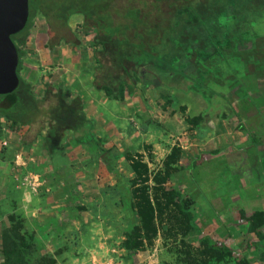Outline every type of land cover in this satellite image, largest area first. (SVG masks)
<instances>
[{
  "label": "rangeland",
  "instance_id": "1",
  "mask_svg": "<svg viewBox=\"0 0 264 264\" xmlns=\"http://www.w3.org/2000/svg\"><path fill=\"white\" fill-rule=\"evenodd\" d=\"M41 3L43 4V2ZM252 5H256V7L249 14L248 19L245 22H242L243 18L236 21V24L240 23V25L237 28L238 34L234 39V45L226 46L229 49L222 50L223 58H227L225 60L227 65H224L226 72L215 70L217 65L214 61L218 59L215 51L209 55L200 50L195 52L199 61L188 63L192 72L189 77L182 75L165 77L157 72L158 75L155 77L150 70L144 72L141 70L140 79L132 97L110 100L118 103V105L112 103L113 108L117 106L114 114L126 121L127 128L132 129V131L126 130V133H130L131 137L125 139L123 143L117 140L110 142L109 137L104 135L100 138L98 134L100 132V134H104V130L102 124L99 123L95 129L94 126L91 128L89 136H85V139H80V142L76 138L73 139L77 144L86 145L90 149L89 160L99 161L101 166L107 164L110 167L109 171L97 173L102 175L101 183H104V179L113 181V186L100 196L98 204L95 203L89 208L80 207V209L77 207L78 212L82 210L89 215H92L94 209L96 214L100 213L110 225L109 231L112 240L105 246L112 249L107 252L112 254V257L106 254L105 258H100L99 255H94L91 250L92 255L88 251L84 257L85 260H91L90 264H185L184 259L192 261L193 264H202V262H205L204 264H264V231L262 228L250 232L248 225L245 227V232L249 235H244V226L238 224L237 227H242L239 232L243 230V237L238 240L234 236L228 235L227 227L218 226L214 229L200 224L191 212L196 197L191 191L195 187L198 188L201 199L208 198L213 192L211 191L213 188L219 195L224 193L222 190H225L221 183L215 182L216 186L210 188L211 185H208L207 181H197L196 184L193 182L192 175L198 172V169L197 171L195 169L197 167L195 164L202 161L200 155L204 151L212 153L215 148L223 146V155H230L234 152L236 155L233 158L237 161L242 160L241 163L245 164L244 154L246 153H241L242 149L237 151L236 146L243 148L247 145L246 141L249 142L250 136L246 132L253 130L255 134L252 133V135L255 136L256 133L257 135L259 133L258 139L262 140L261 143L264 142V127L260 132L255 129L261 126L264 119V105L261 103V99L264 97V74L259 76L245 74L244 63L239 57L246 50H251L252 53V50L256 49H254L255 45L261 44L262 50L257 47L260 55H253L250 58L253 60L252 63L258 64V68L264 67V5H261L258 0H253ZM33 23L34 27L29 31L27 41L22 47L25 56L22 59L20 75L30 82L34 94L38 95L39 89H41L43 95L45 86L51 84L56 89L68 90L70 96L76 98L77 96H72L75 84L73 76L77 71L79 72L78 69L82 64L83 68H87L88 74L79 72L81 73L79 77L81 84L92 82L91 70L95 67L94 59L90 54L95 50L92 42L93 31L89 35L83 34L84 31L81 27L83 17L80 14L69 17L67 26L75 34L77 40H80V47L77 46L75 51L65 55L63 60L69 66H73L74 70L68 68L69 70L62 74L61 63L50 59V64L53 66L50 67L51 69H47L44 63H48L46 52L43 49L40 53L35 52V49L38 48V39L42 40L46 36L49 40L47 36L50 30L49 25L41 15H36L33 18ZM227 23L234 25L233 20L226 21ZM209 49L212 50V47ZM62 63L64 64V62ZM201 63L209 69L207 74L209 77L205 79L204 84L199 85L196 81L201 76L200 67L194 65ZM197 69L199 73H197ZM87 87L89 88V84ZM102 93L104 94V92ZM104 98H106L105 94ZM244 100H247V108ZM87 104L91 105V107L88 105L91 111L96 110L92 101H88ZM231 107L234 110H231ZM83 113L85 115L84 106ZM194 118L200 119L198 127L186 121ZM240 126H244L245 130H239ZM17 130L8 128L7 121L0 118V144H5L0 147V160L7 159L11 149L15 150L14 147H17L16 144L19 146L16 150L20 151L17 155L22 160H14L20 166L19 168L18 166L14 167L15 171L12 170V176H10L14 179L20 172L18 186L14 181H10V185L5 182V186L0 181V264L4 263V234L8 235L10 245L23 252L27 264H42L45 262L43 260L45 257L55 259L58 264L57 262L63 257L61 252L68 247L64 250L58 249L60 245L53 242L48 245L50 247L47 246L44 250L43 238L41 237L39 240L30 229V224L25 217L21 213H15L17 202L12 198L17 197L20 192H24L25 196V193L28 194L32 190L29 187L31 184L27 170L20 171V168L27 165L22 162L33 156L32 153L40 155L39 153L42 151L39 149L40 146L35 147V150L31 148V154H27V149L22 150L20 143L22 131L18 130V132ZM150 137L152 139L147 140ZM115 143L119 146L115 147L113 145ZM9 145H11V149ZM255 148L256 155H258V147ZM65 149L66 147H63L62 153ZM247 155L252 160L251 154ZM225 158L228 161V157L225 156ZM231 163L236 164L233 161ZM9 164L13 166L12 162ZM234 166L232 165L230 168V176L235 181L234 171L240 167L235 168ZM16 168L18 169L16 170ZM222 168L224 169L226 166L223 165ZM190 172H193L191 176H189ZM104 174H108L110 177L103 178ZM252 175L259 177L258 173L252 172ZM187 176L192 184L185 188L183 185ZM33 183L35 184L33 192L39 197L44 198L49 193L46 191L47 187L41 175L37 176ZM186 183L188 182L186 181ZM135 189L144 190L142 195L137 191L140 201L148 195L161 209L159 211L157 208L156 222L149 225L150 228L145 233L148 238L147 240L143 238L142 249L128 252L122 248L128 241L126 235L133 233L134 226L136 228L143 227L140 209L136 208L133 203ZM173 192H178L180 199L173 198L172 202L165 206L164 203L169 200ZM180 201H184L187 205L193 221L185 220L183 214L175 207V204ZM69 205L72 212L76 214L75 209L77 208H72L74 204ZM235 219L237 220V218ZM98 221L103 222L101 219L94 223ZM71 237L69 236L68 239ZM204 238L208 239L210 243H202ZM74 239L76 240V237ZM62 241L60 240V242ZM214 243L223 244L222 246L225 248H227V243L235 249L228 248L230 252L211 250V244ZM51 246L54 248V252L49 251ZM71 252L72 250H70ZM76 257H81V253ZM115 260L119 262L116 263Z\"/></svg>",
  "mask_w": 264,
  "mask_h": 264
},
{
  "label": "trees",
  "instance_id": "2",
  "mask_svg": "<svg viewBox=\"0 0 264 264\" xmlns=\"http://www.w3.org/2000/svg\"><path fill=\"white\" fill-rule=\"evenodd\" d=\"M251 1L250 3V0H42V4L39 0H28L26 25L20 32L10 37L18 53L16 69L18 84L13 92L0 95V118L7 121L8 128L18 130L24 128L20 136L22 145H30L37 136H40L42 149L49 154L63 149L62 140L66 132L77 135L76 140L80 142V139L89 136L92 128V123L85 119L80 98H72L69 91L56 89L51 84H47L43 95L38 97L33 93L32 85L20 75L25 55L22 47L27 41L29 30L34 26L33 18L36 15L43 16L49 25L48 44L52 47L60 41L77 44L67 21L75 14L83 17L84 31L94 33L95 50L90 53L95 62L92 69L93 87L104 92L108 99L118 100L133 96L141 70L142 72L150 70L155 77L158 74L165 77L172 75L189 77L192 72L188 63L199 61L195 54L199 50L209 55L215 51L218 57L214 61L217 65L215 70L226 72L224 65H227L225 63L227 58H223L222 50L229 49L226 46L234 45V39L238 34L237 28L240 25L236 24V21L243 18L242 22H245L256 7L252 5L253 0ZM258 1L264 5V0ZM230 20L234 21V25L226 24V21ZM209 47H212V50ZM257 47L263 49L261 44H257L252 53L251 50H246L239 56L244 63L245 74L256 76L264 74V67L258 68V64L252 63L253 60L250 58L253 55H260ZM194 66L200 67L201 72L196 83L204 84L205 79L209 77L207 75L209 69L202 63ZM244 101L246 106L247 100ZM232 109L234 110L231 107ZM186 121L198 127L200 119ZM238 129L245 130L244 126ZM249 136L250 144L256 147L258 138L252 133ZM137 191L142 195L144 190L135 189L133 193L135 196L133 203L140 209L143 227L134 226L133 233L126 235L128 241L122 248L128 252L142 249L143 238L146 240L148 238L145 233L150 228L149 225L156 222L157 208L159 211L161 209L148 195L140 201ZM173 198L180 199V194L173 192L164 205L171 203ZM175 207L183 214L185 220L193 221L184 201L177 202ZM248 222L250 232L258 231L264 227V213H254ZM4 242L3 264H27L23 252L9 244L7 234H4ZM202 243L209 244L210 241L204 238ZM211 246V250L230 252L228 248L218 243ZM43 260L45 262L42 264H56V260L50 257ZM183 261L185 264H193L187 259Z\"/></svg>",
  "mask_w": 264,
  "mask_h": 264
},
{
  "label": "crops",
  "instance_id": "3",
  "mask_svg": "<svg viewBox=\"0 0 264 264\" xmlns=\"http://www.w3.org/2000/svg\"><path fill=\"white\" fill-rule=\"evenodd\" d=\"M33 27L34 26H32L31 29ZM81 27L84 31L83 24ZM89 33V31L86 33L84 31L83 34L89 35ZM39 36L41 35L39 34ZM48 42L46 36L42 40L38 39V48L35 49V52L40 53L42 51L41 49L46 52L48 62H44L46 68L51 69L50 67L53 65L50 64V59H52V61L57 60L62 64V68L60 69L62 74H64L66 70H74V67L66 64L63 59L66 54H71L72 51H75L77 46L78 48L80 47V40H77L76 38L77 44L60 41L53 47L48 44ZM62 62H64V64ZM83 66L84 65L82 64V69H78L79 72H85L84 74H88L87 68H83ZM56 69L59 68L56 67ZM79 72L77 71L73 76V78H75V84L72 89V96H77L81 99L86 119L92 123L94 129L99 123L102 124L104 134H100V132L98 137L101 138L102 135H104L105 137H109L110 142H113L112 140H117L122 143L125 142V139L131 137L130 133H126V130L132 131V129L127 128L126 121H123L121 117H117L114 114L117 106L113 108L112 103H115L116 105H118V103L110 101L107 97L104 98L102 91L96 90L93 87L92 82L89 81V83H87L89 84V88L86 83L81 84V81L79 80L81 73ZM41 95V89H39L37 96L40 97ZM88 101H92L93 105L96 107L95 111H91V109L88 108V105H90L87 104ZM261 103L264 105V97L261 99ZM262 121L261 126L255 128L259 132L262 127H264V119ZM19 131L23 132V129H20ZM249 132L255 134V131L253 130H249ZM249 132L246 133L250 135ZM65 134L62 140L63 147H66L64 153L60 150L49 154L46 150L42 149V138L40 136H37L36 140L30 145L25 146L21 144L22 150L27 149V154H31V148H34L35 150V147L39 146L41 147L39 149L42 151L39 153L40 155L35 152L32 153L34 154L33 156L28 157L25 162H22L27 165H23L24 167L20 168V171L26 169L28 172V179L31 184L29 187L30 189L32 188L31 192L28 194L25 193V196L23 195L24 192H20L17 197L12 199L17 202L15 213H21L25 217L28 224H30V229L33 230L38 239L41 237L43 238L42 241L45 244L44 250L53 242L60 245L58 249L62 248L64 250L68 247L65 251L61 252L63 257L61 258L62 260L60 259L57 262L58 264H90L91 260H85L84 257L88 251L91 254V250H93L94 255H99L100 258H105L106 254H108L109 257H112V254L107 253L108 251H112V249L105 246L106 243L112 240L109 231L110 225L106 222V218L102 217L100 213L96 214L94 209L92 210V215L85 213V211L83 212L81 210L78 212L77 210L80 207L89 208L95 203L98 204V201L101 198L100 196L113 186V181H111V179H108V181L104 179V183L102 182V184V175L101 173H97L99 171H109L110 167L107 164L103 165L102 163L101 166L99 161L89 160L90 149L86 145L77 144V142L73 141L77 135H74L69 131ZM117 134L119 137L118 139ZM256 136L258 138L259 133L258 135L256 133ZM150 139H152V137L147 140ZM261 141L262 140L260 139L258 141L259 144H257L259 151L258 155H256L255 146L251 145L248 141H246L247 145L243 148L236 146L237 151L242 149L241 153H246L244 154L245 164L241 163L242 160L237 161L233 158L236 155L234 152L230 155H223V146L215 148L212 153L204 151V153L200 155L202 161L195 164V166H197L195 169L196 171L198 169V172L194 171V174L193 172H190L189 174V176L193 174V182L196 184L197 181H207V184L211 185L210 188L216 186V182L218 184L221 183L222 187L225 188V190H222L224 193L221 195L217 194L213 188L211 190L213 191L211 192V195L204 199L199 198L201 196L199 195L197 187L191 191L194 192L193 196L196 197L193 201L194 204H192V210H190L200 224H204L208 228L212 227L214 229L218 226L227 227L226 231L228 229V235L234 236L235 239L237 238L240 240L243 237V230L239 232V229L242 227L239 228L236 225L239 224L240 226H244L243 229L245 235V227H248V221L252 218L253 214L256 212L264 213V142L261 143ZM116 143L113 145H115V147L119 146ZM4 145L5 144L2 143L0 144V147H3ZM11 145H9L10 149ZM16 146L17 147H14L15 150L11 149L10 156L7 159L0 160V181L4 186L5 182H7V185H10V181H14L15 185L18 186L17 182L19 181V176H21L20 172L14 179L10 177L12 176V170L15 171L14 167L18 166L19 168L20 166V164L14 162L15 159L21 160L17 155L20 151L16 150L19 148L18 144H16ZM247 154H251L252 160L249 159L250 157ZM225 156L228 157V161ZM232 161L236 162V164L231 163ZM11 162L13 163V166L9 164ZM223 165H225L226 168L223 169ZM232 165L235 168L240 167V169L234 171L236 175V178L234 177L235 181L232 180L230 176V168ZM18 168H16V170ZM251 171L253 173H258L259 177L252 175ZM220 172L222 174H217ZM39 175L44 178L45 186L47 187L46 191H49L44 198L42 196L39 197L38 194L33 192L35 187L33 180L37 179V176ZM107 177L109 178L110 176L108 174L103 175V178ZM184 180L185 183L183 186L185 188L192 184L188 176ZM186 181L188 183H186ZM186 191H188V189H186ZM89 203L91 204L88 206L87 204ZM69 204H74L72 208L78 207L75 209L77 212L76 214L69 208ZM98 210H100V208ZM235 218H237V220ZM101 219L103 222L98 221L97 223H94L96 220ZM262 230L264 231V228H262ZM69 236H72L71 239H68ZM75 237L76 240L74 239ZM60 240L63 241L60 242ZM72 240L75 241L73 242ZM52 246L49 248V251L54 252ZM226 246L227 248L235 249V247L229 246L227 243ZM70 250H72L71 253ZM76 253H81V257H76ZM115 261L116 263L119 262L117 260Z\"/></svg>",
  "mask_w": 264,
  "mask_h": 264
},
{
  "label": "water",
  "instance_id": "4",
  "mask_svg": "<svg viewBox=\"0 0 264 264\" xmlns=\"http://www.w3.org/2000/svg\"><path fill=\"white\" fill-rule=\"evenodd\" d=\"M27 16L28 0H0V95L17 87L18 53L10 37L25 27Z\"/></svg>",
  "mask_w": 264,
  "mask_h": 264
}]
</instances>
